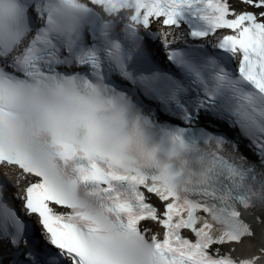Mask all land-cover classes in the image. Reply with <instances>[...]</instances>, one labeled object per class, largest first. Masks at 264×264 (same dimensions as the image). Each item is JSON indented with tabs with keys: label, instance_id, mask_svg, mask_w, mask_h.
I'll return each instance as SVG.
<instances>
[{
	"label": "snow or ice",
	"instance_id": "obj_1",
	"mask_svg": "<svg viewBox=\"0 0 264 264\" xmlns=\"http://www.w3.org/2000/svg\"><path fill=\"white\" fill-rule=\"evenodd\" d=\"M0 264H264V0H0Z\"/></svg>",
	"mask_w": 264,
	"mask_h": 264
}]
</instances>
